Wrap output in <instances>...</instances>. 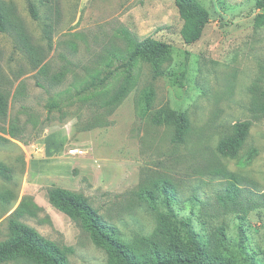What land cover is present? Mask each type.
<instances>
[{"label":"rangeland","instance_id":"obj_1","mask_svg":"<svg viewBox=\"0 0 264 264\" xmlns=\"http://www.w3.org/2000/svg\"><path fill=\"white\" fill-rule=\"evenodd\" d=\"M197 1L210 22L197 42L186 45L174 0H0L8 15L7 31L0 32V91L8 100L0 116V163L10 174L0 175V241L9 235V219L16 218L70 248L69 264H106L104 250L49 202L47 190L83 194L132 242L152 235L165 212L162 206L153 210L140 192L168 179L175 188L173 210L207 236L223 225L239 256V222L216 201L225 187L216 171L235 173L241 187L264 195V24H254L261 12L256 0ZM124 31L135 40L149 36L169 43L163 67H184L186 74L155 78L151 66L138 61L133 90L113 110L101 102L120 75L103 91L53 108L60 93L126 54ZM146 88L154 95L150 113L141 116L137 99ZM165 106L189 118L182 144L171 141V126L150 121ZM243 120L251 123L243 147L235 157L221 156L219 139ZM252 150L256 154L247 160ZM22 203L25 211L17 215ZM242 227L247 249L264 262V208L250 211Z\"/></svg>","mask_w":264,"mask_h":264},{"label":"trees","instance_id":"obj_2","mask_svg":"<svg viewBox=\"0 0 264 264\" xmlns=\"http://www.w3.org/2000/svg\"><path fill=\"white\" fill-rule=\"evenodd\" d=\"M174 4L182 20L180 35L184 44L197 42L210 22V13L197 0H174ZM255 6L261 12L255 15L254 24L260 26L264 24V0H256ZM29 7L31 16L36 19L35 5L30 2ZM7 28V11L0 3V32L7 31ZM123 36L128 42V49L122 58L110 59L102 69L91 74L83 83L60 93L51 106L60 110L63 104H70L103 91L111 80L120 75L118 86L101 102V107L106 111L113 110L133 90L136 82L134 67L138 61L148 63L155 78L168 76L172 80H178L179 75L186 74L184 67H163L171 54L169 43L149 36L135 40L127 31L123 32ZM61 75L63 73H59L57 78L60 79ZM153 95L151 88L144 89L139 95L137 104L141 116L150 113ZM262 95L261 108L264 111V91ZM7 108L8 100L0 91V116L6 114ZM150 121L157 126H171V141L174 144L186 141L190 121L185 112L161 107L152 112ZM250 124L246 120L236 121L231 131L219 139L217 152L225 157L237 156L248 137ZM255 154L256 151L252 150L247 160ZM216 173L225 179V187L222 192L217 193L216 201L223 212L235 213L239 222V256L233 252L223 225L217 227L211 236H207L195 228L189 216H180L173 210L175 188L168 179L159 180L153 184V188L140 192V197L153 210L162 206L165 212L158 216V227L152 235L137 236L132 242L124 241L120 230L106 223L83 194L52 187L47 190V198L56 209L76 221L95 246L104 250L107 254L106 264H264L247 249L242 227L250 211L264 208V195L241 187V179L235 173L223 169ZM0 175L10 178L9 169L3 163H0ZM23 208L24 203L15 213L21 214L25 211ZM8 233V237L0 241V264L21 260L30 264H69L67 253L71 251L70 248L60 247L16 218L9 219ZM239 260L241 263H238Z\"/></svg>","mask_w":264,"mask_h":264}]
</instances>
